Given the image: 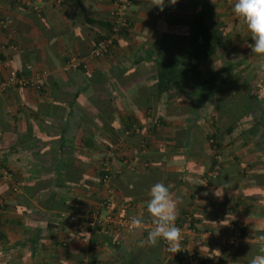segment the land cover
<instances>
[{
  "label": "crops",
  "instance_id": "1",
  "mask_svg": "<svg viewBox=\"0 0 264 264\" xmlns=\"http://www.w3.org/2000/svg\"><path fill=\"white\" fill-rule=\"evenodd\" d=\"M112 1L0 0V81L27 65L46 74L39 91L0 94V264H201L204 256L250 264L264 243V59L251 53L236 0H165L163 12L150 0H119L129 3L130 29L91 60ZM203 10L216 54L184 89L159 93L156 62L186 51L189 24ZM71 58L82 65L65 70ZM109 156L120 214L149 220L157 182L176 199L177 218L194 210L207 239L190 243L193 255L141 246L145 230L106 237L71 220L102 201L99 170ZM234 223L244 236L232 242Z\"/></svg>",
  "mask_w": 264,
  "mask_h": 264
},
{
  "label": "built area",
  "instance_id": "2",
  "mask_svg": "<svg viewBox=\"0 0 264 264\" xmlns=\"http://www.w3.org/2000/svg\"><path fill=\"white\" fill-rule=\"evenodd\" d=\"M61 0H57L59 3ZM112 16L109 21V29L107 34L98 35L93 45L89 51L88 57L91 60H97L105 56L114 46L115 42L121 36L123 32H126L130 29V21L128 19V2H121L119 0L112 1ZM11 21H7L6 23H2L3 28L9 27L11 25ZM82 65V63L76 58L69 59L65 64V70H73L77 69ZM25 71L28 75H23L24 72H19L17 70H11L8 75L0 81V94H3L7 90L11 88H28L33 89L35 91L41 90L44 84L45 73H33L31 66L27 65L25 67ZM22 74V75H21ZM115 157H107L102 162L100 168V183L103 188V198L99 205L95 208L82 212L81 216L77 218H71V220L78 219L82 221V224L85 227L93 226L103 235L109 236L110 233L116 232H125L129 230H134L131 226V219L133 215L128 214H120L118 210L115 208V196L114 191L110 185L111 178V163ZM219 168L215 167L208 174V178H216L219 175ZM2 177L8 178L10 177V173L3 172ZM193 211L192 209L184 212L179 218L176 220V225L181 229L182 235V248L178 253H188V255H193L194 249L190 247L191 242H195L196 247L202 246V244L207 239L206 233H202L196 229L193 224ZM143 230L149 231L153 225L150 223V220L143 219ZM240 225L234 223L232 227L229 229L230 237L229 240L235 242L241 238V230ZM208 236L210 238L212 235L209 233ZM162 244L166 247L164 242ZM228 245L226 238L221 239V244L219 248L222 249V246L225 247ZM175 253V254H178ZM196 255V254H195ZM208 264H212L209 262Z\"/></svg>",
  "mask_w": 264,
  "mask_h": 264
},
{
  "label": "clouds",
  "instance_id": "3",
  "mask_svg": "<svg viewBox=\"0 0 264 264\" xmlns=\"http://www.w3.org/2000/svg\"><path fill=\"white\" fill-rule=\"evenodd\" d=\"M150 3L151 7L158 8L160 12L166 7L165 0H150ZM176 3L177 0H167V5ZM232 11L250 34L251 53L264 59V0H236ZM215 195L220 197L216 192ZM146 208L153 227L148 231L147 237L140 242L141 246L156 247L160 242H164L170 254L180 252L183 238L181 229L176 225L178 203L163 182L151 186ZM130 223L133 229L143 230L142 217H133ZM258 239L264 242V235ZM250 264H264V243L260 245L259 253L253 257Z\"/></svg>",
  "mask_w": 264,
  "mask_h": 264
},
{
  "label": "trees",
  "instance_id": "4",
  "mask_svg": "<svg viewBox=\"0 0 264 264\" xmlns=\"http://www.w3.org/2000/svg\"><path fill=\"white\" fill-rule=\"evenodd\" d=\"M204 11L202 14L195 16L189 24L186 32V51L180 56H169L156 62L159 93L179 92L184 89L189 81L196 77L200 64L216 54L218 48L216 33H214L211 25L205 21ZM26 73L25 71L23 75H26ZM240 230L241 237H243V231L241 228ZM223 252L229 256L225 249ZM176 256L187 258L188 253H178ZM202 259L201 264H208L211 261L210 256H204Z\"/></svg>",
  "mask_w": 264,
  "mask_h": 264
}]
</instances>
